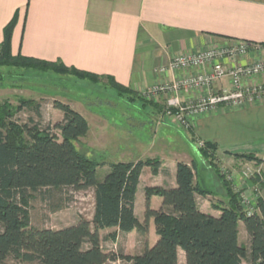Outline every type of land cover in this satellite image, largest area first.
I'll return each instance as SVG.
<instances>
[{"label":"trees","instance_id":"1","mask_svg":"<svg viewBox=\"0 0 264 264\" xmlns=\"http://www.w3.org/2000/svg\"><path fill=\"white\" fill-rule=\"evenodd\" d=\"M16 20L17 11L3 27L0 66L71 74L91 82L105 79L116 89L131 93L109 74H96L60 60H45L20 51L12 54L11 37ZM53 105L62 111L64 118L45 128L35 124L19 127L8 120L12 115L10 107H0V123L5 126L6 122V131H0V264H8L9 257L27 264H108L117 260L126 264H179V250L184 252V264H243V261L264 264V196L259 195L256 210L251 213L244 210L238 192L217 166L215 143L203 141L198 150L225 191L226 203H212L219 215L199 208L197 196L211 192L199 184L195 161L179 160L175 186L144 188L142 222L134 211L140 172L148 166L156 173L160 160L112 161L108 163V171L98 179L97 168L104 163L86 157L73 144L87 133L86 118L67 103L55 100ZM233 158L264 164L263 158L251 153L234 154ZM263 174L261 169L260 175L250 176L260 190L264 189ZM41 187L92 188L91 220L79 217L75 223L60 228L30 225L26 191ZM152 195L162 198L158 208L150 207ZM149 219L153 220L157 238L141 252L103 249L102 230L114 228L108 233L111 239L116 238L117 232L133 229L145 233ZM239 222L248 234V246L239 242Z\"/></svg>","mask_w":264,"mask_h":264},{"label":"crops","instance_id":"2","mask_svg":"<svg viewBox=\"0 0 264 264\" xmlns=\"http://www.w3.org/2000/svg\"><path fill=\"white\" fill-rule=\"evenodd\" d=\"M15 11L12 54L20 51L45 60H60L96 74H109L137 95L153 84L207 69L157 72L159 66L179 54L245 41L261 48L250 47L243 56L223 58L225 66L264 57V0H0V41L3 27ZM253 79L264 80V73ZM253 79L249 78L248 83ZM228 86L229 81L223 78L212 89ZM206 92L204 88L182 91L180 98L185 102ZM159 99L162 103L152 99L148 107L162 133L165 97ZM190 122L188 131L178 125L177 129L183 138L190 140L194 154L200 156L196 140H201L215 143L217 159L230 165L239 161L233 158L234 154L251 153L264 159V101L220 107L191 117ZM157 137H165L168 145L172 143V136L162 133ZM170 152L174 154V150ZM166 158H159L162 163L158 172L165 173L170 181H157L159 174H153L145 166L140 172L136 194L146 186H175L177 162L195 161L194 155L189 154L185 155L186 159L178 154ZM99 167L105 173L108 171V163ZM146 170L149 175L141 187ZM198 196L204 198L203 205L198 203L199 208L213 215H219L220 211L212 206L214 202L210 198L217 199L219 204L227 202L223 193L222 197L216 193ZM161 203V197H150V207L158 208ZM150 223L155 231L152 219ZM180 254L184 258L182 250Z\"/></svg>","mask_w":264,"mask_h":264},{"label":"rangeland","instance_id":"3","mask_svg":"<svg viewBox=\"0 0 264 264\" xmlns=\"http://www.w3.org/2000/svg\"><path fill=\"white\" fill-rule=\"evenodd\" d=\"M161 96L165 97L162 94L147 98L127 93L116 89L105 79L91 82L71 74L61 75L51 71L0 66V107H5V105L10 107L12 115L8 117V120L19 127L35 124L39 128H45L63 120L62 111L53 105L55 100H59L69 104L86 118L89 126L88 131L85 136L74 140L73 144L79 152L91 160L109 163L128 159H159L166 158V156L173 157L174 154H178L179 158L186 159L185 155L189 154L192 157L194 155L199 184L208 188L212 194L216 193L222 197L221 193L225 195V191L209 162L201 153H198L200 156L194 154L190 140L180 135L176 122L166 116L164 111L165 120L162 122V133L164 136H172V143L168 145L165 137H163L164 139L157 137L162 133L157 129V123L151 116L154 113L149 109L148 102L151 103L152 99L161 102L159 99ZM2 124L0 123V131L4 133L6 122L5 126ZM21 134L22 137L25 136L23 133ZM171 150H174V154L170 152ZM166 159L168 160V158ZM216 162L220 170L222 167L230 169V164L217 158ZM257 165L264 169L263 163ZM147 172L146 170L142 176L141 187L146 183L149 175ZM103 173H105L104 169L99 167L97 178L102 177ZM156 173L153 174H159L157 181L165 183L170 181L169 176L165 173L158 171ZM234 176L236 183L243 184V179H240L237 174ZM26 194L28 195L26 209L29 223L34 227L60 228L75 223L79 217L87 220L92 218L94 208L92 188L75 190L72 187H41L35 190L27 189ZM260 195L264 196L263 188L260 190ZM197 198V203H200V206L203 205L204 198L199 196ZM210 201L218 202L214 198H210ZM144 211L145 194L141 188L136 194L135 213L142 222L144 221ZM150 220H148L145 233L137 230L129 233L117 232L116 238L111 239L108 233L115 230L114 228L101 231L103 249L125 253L141 252L145 246L153 244L156 240L155 236L157 237ZM238 230L239 242L248 246L249 237L241 222H239ZM6 262L8 264H27L11 257ZM108 264L126 263L117 260ZM179 264H184L181 254L179 255ZM243 264H247V262L243 261Z\"/></svg>","mask_w":264,"mask_h":264},{"label":"built area","instance_id":"4","mask_svg":"<svg viewBox=\"0 0 264 264\" xmlns=\"http://www.w3.org/2000/svg\"><path fill=\"white\" fill-rule=\"evenodd\" d=\"M250 47L260 49V45H249L245 41L208 47L192 54H179L171 58L166 64L157 68L158 73L177 70H191L206 67L204 71H191L182 76L162 81L141 92V96L150 98L156 95H165L164 113L171 117L178 126L188 131L191 127L190 118L201 113L211 112L220 107H240L264 101V80L256 81L253 78L264 73V57L258 61L225 66L223 58H235L247 54ZM226 78L228 87L212 89L213 85ZM253 79L248 83V79ZM207 89L206 93L198 95L193 100L182 101V91ZM198 147L203 141L196 140ZM230 169L222 167L220 172L227 181L231 182L244 210L251 213L257 208L260 195L256 182L250 180L254 174L260 175L261 168L257 164L241 160L231 164ZM237 174L243 179V184L234 181ZM198 200V199H197Z\"/></svg>","mask_w":264,"mask_h":264}]
</instances>
